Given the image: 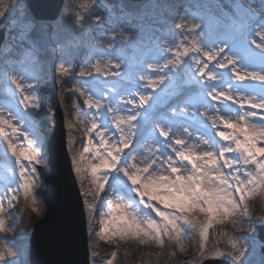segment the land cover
Returning <instances> with one entry per match:
<instances>
[{"label": "snow or ice", "instance_id": "1", "mask_svg": "<svg viewBox=\"0 0 264 264\" xmlns=\"http://www.w3.org/2000/svg\"><path fill=\"white\" fill-rule=\"evenodd\" d=\"M227 2L231 14L220 25L225 38L205 39L203 19L176 24L147 63V74H138L135 91L124 86L123 58L113 64L112 37L94 61L85 59L84 80L66 93L84 130L73 164L89 210L90 264H114L117 258L113 251L103 262L97 259L93 231L107 243L162 250L172 245L181 253L183 241L196 233L195 264L224 256L243 264L249 248L234 234L220 232L211 249L208 244L217 226L230 221L236 227L233 217L243 225L249 201L264 193V0L259 18L244 0ZM95 6L79 7L88 13ZM21 15L23 26L16 23ZM61 16H74V26L84 27L86 16L68 3ZM0 25L16 33L15 45L0 48L4 63L12 59L22 66L21 73L10 75L12 95L19 92L20 99L0 105V146L12 161L6 169L11 175L0 187V232H8L9 209L21 193L36 203L39 166L47 156L39 123L45 100L35 74L40 38L33 36L36 21L22 0H0ZM98 77L119 79L98 91L89 83ZM26 79L36 84L26 88ZM60 83L67 79L61 77ZM17 255L12 248L0 250V264H6L5 256Z\"/></svg>", "mask_w": 264, "mask_h": 264}, {"label": "rangeland", "instance_id": "2", "mask_svg": "<svg viewBox=\"0 0 264 264\" xmlns=\"http://www.w3.org/2000/svg\"><path fill=\"white\" fill-rule=\"evenodd\" d=\"M8 2L10 3L11 0ZM29 2L30 0H22V8L26 9L33 18ZM88 2L99 5L95 13H98L99 16L103 15L102 18L99 20L97 18L88 19L90 12L86 13L79 7L80 5L87 6L86 3ZM109 2H112V5H109ZM65 3L74 9H79L81 15L86 16L83 28L79 27L78 22L74 26V16L65 17L61 16V13L60 19L54 21L35 20L33 36L40 38L41 47L37 53L39 65L35 74L39 79L37 85L40 89L39 94L45 100L39 123L43 126V131L46 134L45 152L47 156L45 163L39 166L41 177L34 188L36 203L33 204L31 199H25L21 193L14 202V206L9 209L12 215L7 223L11 230L0 232V250L12 248L18 253L14 258L5 256L6 264H29L28 255L33 226L46 214L41 195L47 190V177L50 174L48 144L58 127L57 118L63 121L67 149L81 190L73 164V155L82 151L79 140L84 136V130L73 114L71 102L66 93L78 86V81L84 80L80 76V71L85 59L94 61L97 58L96 53L106 49L111 38L116 37L114 41L116 53L111 57L113 64L121 57L123 58L125 66L122 68V76L127 73V76H124V86H132V90L135 91L134 85L138 74L140 72L147 74V63L155 60L159 45L163 43V38H166L169 31L176 25L178 15L181 20L179 23H190L193 18L196 22L203 19L206 32L205 39L211 41L225 38L220 31V25L224 22L225 17L231 14L227 0H174L173 7H168L164 0H64ZM244 3L253 5V11L258 13L257 18H259L261 0H244ZM105 4L109 7L116 6L119 10L118 14L110 17V13L106 12ZM224 9H228V11L225 12ZM97 20L101 22L102 27L99 28L98 34L101 33L102 36L96 43L95 40L98 35L90 36L89 29L97 26ZM246 22L251 23V21ZM16 23L23 26L24 17L21 15ZM0 31L4 34V41L1 46L4 48L10 31L4 25H0ZM108 58L105 57L106 60ZM4 59L5 57L0 55V105L15 104L20 99V94L17 92L15 96L12 95L15 87L10 83V75L21 73L22 66L14 63L12 59H9L8 63L5 64ZM6 73L9 76H6ZM61 77L66 78L67 83L61 84ZM118 79L110 77L105 81L98 77L96 82L89 81V83H92L93 87L99 91L103 90L105 84H112ZM22 82L26 88L29 82L36 84L35 80L30 79ZM141 90L143 91V89ZM73 129L74 133L71 131ZM73 138L77 140L75 144H72ZM3 153L4 148L0 146V187L11 175V172L6 171V169L12 166L11 159H5ZM85 209L88 215L89 210L86 204ZM104 210L106 211V208ZM249 213L244 219L243 225L240 224V217L237 216L233 217L237 221L236 227H233L230 221L217 226L211 232L208 248L211 249L220 239L218 233L227 232L229 235L234 234L240 240L241 246L246 245L249 248L246 257L243 258V264H264V242L258 238L257 230L259 225H264V219H261L264 217V193L249 201ZM99 219V206H97V211L94 213L97 231ZM249 227L254 231L250 232ZM92 239L97 245L95 248L98 253L97 259L101 262L113 251L117 253L114 264H189V262L195 264L199 259L197 256L199 237L196 233H192L190 238L183 241L185 245L183 253L176 250L172 245H168L162 250L155 245L145 247L132 242H122L119 245L107 243L95 236V231H93ZM219 246L223 248L224 244L221 243ZM173 251L176 252L174 256L171 254ZM161 252L164 254L160 255ZM215 259L227 260L230 264H238L233 257L229 256L206 257L203 262Z\"/></svg>", "mask_w": 264, "mask_h": 264}, {"label": "water", "instance_id": "3", "mask_svg": "<svg viewBox=\"0 0 264 264\" xmlns=\"http://www.w3.org/2000/svg\"><path fill=\"white\" fill-rule=\"evenodd\" d=\"M64 0H30L34 20L54 21L60 16ZM4 34L0 31V48ZM48 144L47 190L42 193L46 214L32 229L29 264H90L89 233L85 202L73 171L67 149L63 121ZM264 242V225L257 227ZM264 252V248H263ZM203 264H230L227 260H206Z\"/></svg>", "mask_w": 264, "mask_h": 264}, {"label": "bare ground", "instance_id": "4", "mask_svg": "<svg viewBox=\"0 0 264 264\" xmlns=\"http://www.w3.org/2000/svg\"><path fill=\"white\" fill-rule=\"evenodd\" d=\"M165 1V3H166V5L168 6V7H173V4H174V0H164ZM87 5H98V4H96V3H93V4H91V3H86ZM109 5H112V2H109ZM124 7V6H123ZM98 8H99V5L98 6H95L91 11H90V13H89V18L88 19H92V18H97L98 20L100 19V18H102L103 17V15H101V16H99V14L97 13H95V10H98ZM105 8H106V12H108V13H110V17H114V16H116L117 14H118V12H119V10L116 8V6H111V7H109L108 5H106L105 4ZM98 20H97V26H95V27H92V28H90L89 29V35L90 36H92V37H95V36H97L96 37V40H95V42L97 43L98 41H99V39H100V37L102 36L101 35V33L100 34H98V30H99V28H101L102 26H101V22H98ZM181 20L179 19V15H178V17H177V19H176V24L177 23H179ZM9 37H8V41H7V43H6V47H9V46H13V45H15V43H16V41L13 39V37L16 35V33L14 32V31H10L9 32ZM87 217H88V215H87ZM89 218V217H88Z\"/></svg>", "mask_w": 264, "mask_h": 264}]
</instances>
